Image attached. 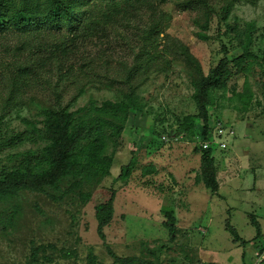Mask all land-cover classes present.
Masks as SVG:
<instances>
[{
    "label": "rangeland",
    "instance_id": "1",
    "mask_svg": "<svg viewBox=\"0 0 264 264\" xmlns=\"http://www.w3.org/2000/svg\"><path fill=\"white\" fill-rule=\"evenodd\" d=\"M146 1L130 7L122 21L113 16L115 26L102 15L125 0L3 2L0 174L16 170L27 155L32 164L38 161L49 113L81 110L76 123L102 118L89 104L122 102L129 109L119 137L107 139L104 131V154H112L107 175L69 174L39 192L0 196V264L263 261L264 0ZM227 4L230 27L238 33L251 23L253 29L249 58L230 69L207 108L210 131L219 122L234 134L226 139L228 149L213 153L219 184L214 201L198 179L202 124L190 96L220 59L241 54L235 33L218 24ZM185 116H194V128L178 134ZM109 199L111 218L100 239L95 209Z\"/></svg>",
    "mask_w": 264,
    "mask_h": 264
},
{
    "label": "trees",
    "instance_id": "2",
    "mask_svg": "<svg viewBox=\"0 0 264 264\" xmlns=\"http://www.w3.org/2000/svg\"><path fill=\"white\" fill-rule=\"evenodd\" d=\"M0 0V12L3 8V2ZM146 0H125V4L119 9L112 10L106 14L103 13L102 18L112 25L119 24L113 21V16L122 21L130 16L128 10L130 7L135 9L136 5H145ZM230 4L221 8L218 11V24L223 25L226 31L235 33V38L238 39L237 47L241 50L238 57H228L220 59L216 66L209 69L204 77L193 84V92L190 96L196 119L202 124L200 132V140H205L208 137L210 127L208 126L207 108L212 106L214 101V92L225 88L226 80L231 74V70L238 69L246 58H249L247 49L251 43L250 33L252 32V24H245L243 32H236L235 27H230L226 21L230 13ZM62 18L59 15L49 16L50 21ZM20 21V20H18ZM0 26L4 25L1 24ZM24 22L16 24L17 28H21ZM206 21L201 30L208 28ZM95 31V30H90ZM78 32V31H76ZM197 37L205 41L207 37L201 33ZM231 69V70H230ZM243 106L246 103H242ZM89 109L98 113L102 118H93L87 122L74 121L75 113L66 111H56L49 113L42 122V136L45 144L38 156V161L35 164L31 163L32 155H27L22 165L16 170L3 171L0 174V196L8 194L16 190H27L30 192H39L45 186H53L60 179L65 178L69 174L80 175H95L105 176L108 174V169L111 163V155H105V139L104 131H107V139L119 137L122 131V124L125 122L128 112V106L122 102L103 101L98 107H93L89 104ZM196 120L194 116H185L178 121L176 132L186 133L191 132L194 128ZM6 142L5 145H8ZM201 153L199 160V181L210 195H216L218 191V183L216 182V171L214 165L212 148L206 150L198 149ZM111 202L109 199L106 203L100 204L95 209L94 218L96 221V232L100 239L102 229L108 224L111 218ZM168 217L166 228L169 233L173 232L174 223L170 214L165 213ZM256 236L259 234L258 225H254ZM172 237V236H171ZM172 239V238H171ZM234 243L235 240L232 239ZM244 244V242H241ZM125 263L124 260L121 264Z\"/></svg>",
    "mask_w": 264,
    "mask_h": 264
},
{
    "label": "built area",
    "instance_id": "3",
    "mask_svg": "<svg viewBox=\"0 0 264 264\" xmlns=\"http://www.w3.org/2000/svg\"><path fill=\"white\" fill-rule=\"evenodd\" d=\"M211 129V128H210ZM208 132V137L205 140H200L199 147L201 150L212 148L214 151H223L228 148L226 139L233 136V131L230 127L222 126L219 122L214 125L212 130ZM161 141L167 142V137H161Z\"/></svg>",
    "mask_w": 264,
    "mask_h": 264
},
{
    "label": "crops",
    "instance_id": "4",
    "mask_svg": "<svg viewBox=\"0 0 264 264\" xmlns=\"http://www.w3.org/2000/svg\"><path fill=\"white\" fill-rule=\"evenodd\" d=\"M233 135H234V134H233ZM227 149H228V148H227ZM223 151H224V150H223ZM218 152H221V151H218ZM217 155H218V154H217ZM215 156H216V155H215ZM215 156H214V157H215ZM218 187H219V184H218ZM218 190H219V189H218ZM217 193H218V192H217ZM214 198H215V196H214ZM218 200H219V199H218L217 197L214 199V201H218ZM209 204H210V202H209ZM236 205H238V206H243L242 203H240V202H238ZM250 205H251V204H250ZM248 207H249V206H248ZM233 208H235L234 210H237V214L239 213V215H244V216H245V214H247V212H245V211H244L243 213H242V212H239L237 207H233ZM233 208H232V209H233ZM243 208H245V207L243 206ZM218 209H220L219 211H222V210L225 211V210H226V208H225L224 206H222V207H220V208H218ZM228 211H231V209H228ZM232 214H233V212H232ZM210 215H212V212L210 213ZM210 215H209V217H211ZM248 217H249V216H248ZM249 218H250V217H249ZM250 219H251V218H250ZM200 233L203 234L204 231L200 230ZM231 242H232V241H231ZM251 244H252L253 247H255L253 243H251ZM234 245H235V244H234ZM237 246H238V245H237ZM234 247H235V246H234ZM253 249H254V248H253ZM242 252H243V251H242ZM242 252H241V254H240V258H241V259H242V254H243ZM254 252H255V249H254ZM253 254H255V253H253ZM262 257H263V261L260 262V264H264V254H263ZM258 264H259V263H258Z\"/></svg>",
    "mask_w": 264,
    "mask_h": 264
}]
</instances>
